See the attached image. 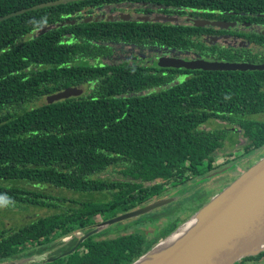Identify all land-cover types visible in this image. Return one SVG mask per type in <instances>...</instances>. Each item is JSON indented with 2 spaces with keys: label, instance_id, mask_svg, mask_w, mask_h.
Here are the masks:
<instances>
[{
  "label": "trees",
  "instance_id": "16d2710c",
  "mask_svg": "<svg viewBox=\"0 0 264 264\" xmlns=\"http://www.w3.org/2000/svg\"><path fill=\"white\" fill-rule=\"evenodd\" d=\"M54 1L0 0V17L33 7L0 21V205L59 209L16 228H0V262L46 251L49 259L23 264H130L185 219L167 220L151 238L148 229L101 238L103 230L64 253L81 237L74 233L83 235L94 224L220 167L229 132L250 137L242 155L262 147L264 122L249 116L264 112V70L191 71L114 60L109 43L142 39L157 47H199L196 34L206 28L188 18L260 23L264 0H68L38 7ZM130 5L176 12L182 19L168 24L112 15ZM48 25L53 26L37 32ZM243 29L242 37L264 41V33ZM210 50L212 59L223 61L253 62L256 56L247 48ZM178 71L189 76L172 83ZM82 84L86 90L79 96L46 101ZM211 121L219 126L208 127ZM48 186L81 198L52 194L45 191ZM152 212L143 214L144 220H161ZM261 257L264 250L235 264Z\"/></svg>",
  "mask_w": 264,
  "mask_h": 264
},
{
  "label": "water",
  "instance_id": "95a60500",
  "mask_svg": "<svg viewBox=\"0 0 264 264\" xmlns=\"http://www.w3.org/2000/svg\"><path fill=\"white\" fill-rule=\"evenodd\" d=\"M66 1L68 0L47 2L38 5V7L62 4ZM32 8L21 9L0 17V21ZM120 16L122 19L129 17L125 14ZM262 16L264 17V14ZM97 19V17L94 18V20ZM85 20L89 21L90 18ZM192 22L202 27L228 26L227 22L218 20L193 19ZM52 26H44L38 29L37 32L44 33ZM158 64L163 67H182L188 70H264V63L210 61L199 58L184 60L166 56H161L158 59ZM83 91L84 86L82 85L68 87L46 96V101L52 103L71 96H79ZM161 205L162 202H153L98 223L93 229L81 236L73 248L64 254L72 252L85 238L103 228L146 214ZM193 216H198L196 224L178 242H175L163 253L155 255L157 257H154L153 261L144 260L157 244L173 234L189 219L179 224L161 241L156 242L153 247L130 264H136L137 262L140 264H235L242 258L255 256L262 252L264 250V156L245 169L220 193L195 211ZM0 264L19 263L11 260L0 262Z\"/></svg>",
  "mask_w": 264,
  "mask_h": 264
},
{
  "label": "rangeland",
  "instance_id": "374dc122",
  "mask_svg": "<svg viewBox=\"0 0 264 264\" xmlns=\"http://www.w3.org/2000/svg\"><path fill=\"white\" fill-rule=\"evenodd\" d=\"M162 19L166 22L170 20L167 16H162ZM150 51L146 53H149ZM158 51L159 49L155 48L152 52H150L151 56L143 54L140 55L139 58L135 56L134 59L138 63L141 62L144 63L147 61L154 62L155 56L152 57V55L153 53L155 55L156 52ZM115 55H119V54H115ZM115 55L113 57L114 60H118V58H116ZM121 57H126V56L122 54ZM130 59H132V57ZM146 65H148V63H146ZM185 76H189V74L188 73L178 74L176 78H174L171 82L172 83L178 82L179 80H182ZM38 102H41V100L40 101L38 100ZM251 117L260 119L262 121L264 120V112L249 116V118ZM207 126L210 128H215L219 126V123L217 121H211L207 124ZM238 131H240V129H238ZM249 140L250 137L246 136L244 133L233 132V131L229 132L224 142V146L219 154L218 159H220L219 160L220 163L219 161H217V164H219L220 167L204 175L195 177L193 180L189 181L183 186H179L175 189H170L166 191L162 197H159L154 201L150 202V203L162 202L161 206H157L155 207V209L152 210L153 212L149 211L150 213L152 212L162 215L161 220H158L153 223L144 220V218H146L148 215L145 217L139 215L137 217L126 219L110 225V227H108V232L101 235L100 237L101 238L115 237L117 235L123 234L125 231L126 233L131 231L139 232L140 230H144L146 232V230L148 229V232L146 233V237L151 238L157 235L156 232L162 228V226L167 220L173 219L178 216H182L185 220L190 219L191 217H193V214L195 213V212H191L192 206L200 203L203 198H206L205 203H207L211 198H213L215 195L220 193L227 185H229L240 173H242L245 169H247L249 166H251L261 157L264 156V151L261 152L262 148L259 150H255L248 155L246 154L242 155L244 144H246ZM224 159L227 160L226 163L222 162ZM115 175L119 176L118 173H116ZM115 175H112V177ZM45 191L51 192L52 194L65 196L67 198L68 197L81 198L77 193H73L69 190L61 189L57 187L48 186L46 187ZM94 197L98 198L101 197V195L95 194ZM175 206L176 208H174ZM172 209L173 212H171L172 214L170 213L171 214L170 217L164 216L163 213H167ZM58 210L59 209H54L51 207H37L32 205H29L27 207H8L5 205H0V228H6V229L16 228L38 217L47 216L52 213H55ZM139 219H143V221L138 222ZM129 226H131V228L127 230H123L124 228H127ZM104 229L107 230V228ZM74 235L82 236L80 232H76L74 233ZM161 237H159V239ZM72 238L73 235L63 238L62 242L56 244L55 249L56 248L58 249L60 246H63ZM161 240L162 239H160V241ZM155 244H153L151 247H153ZM44 252L45 253L41 255L26 256L22 259L15 261L18 262L19 264H23L25 262H31V261L41 262L50 258V256L47 255V252L46 251ZM61 256H63V254H61ZM245 264H264V257H261L259 259L247 260Z\"/></svg>",
  "mask_w": 264,
  "mask_h": 264
},
{
  "label": "flooded vegetation",
  "instance_id": "af4514ba",
  "mask_svg": "<svg viewBox=\"0 0 264 264\" xmlns=\"http://www.w3.org/2000/svg\"><path fill=\"white\" fill-rule=\"evenodd\" d=\"M121 14L129 15V17L125 20H129L130 18L135 17V18H144V19H147L148 21H152V22H159V23L163 22V23H168V24L178 22L179 20L182 19V15L176 14V12L166 13V12H162L161 10H158L156 8H152V10H151L147 6H143V8H138V10H136L133 7V5H130L126 9L125 8H123L122 10L116 9L112 12V15L114 17L120 16ZM162 16H167L170 20H168L166 22L162 19ZM195 19H206V18H195ZM188 20L192 22L193 18H192V20L190 18H188ZM209 20H213V19H209ZM218 21H222V20H218ZM222 22H226V21H222ZM238 23L239 22H237V21L227 22V24H228L227 27H219V26H214V27L204 26V27H202V26H197L192 22V24L197 26V27H201L204 29L206 28L205 31H200L196 34L197 40L194 43H199V45H198L199 47L191 46V47L182 48V47H178V46H171L170 47V46H165V45L161 46V47H157V46L146 44L149 42L144 41L142 39L137 40V41L127 40V41H123V42L118 41V42H114V43H109V42H107V43H109L113 46V49H114L113 55L119 54V55H115L116 58L128 59V60H134V61H136L134 59L135 56L138 58L140 57V55H143V54L151 56L150 52H152L155 48L159 49V51L156 52L155 55L153 53L152 57L155 56L154 62L161 68H175V67L160 66L158 64V59L161 56L179 58V59H184V60H193V59L199 58V59H205V60H210V61H223V59L222 60L221 59H219V60L218 59H212L216 56V55L212 54V52L210 50V46H212V45H214L215 47L218 46L222 49H223V47L226 48V47H230V46L234 47V48H239V49H242V48L251 49L252 52L256 54V56L254 58L255 61L249 62V63H264V50H262V49H264V41L260 42V44H258L257 42L253 43V42L249 41L248 39L242 37V35H241V32H243V31L245 32L243 27L250 28L249 31L251 30V32L253 31V29H255V31H257V32L260 31V32L264 33V22L252 23V24H250L248 22H241L242 26L239 25ZM150 50H152V51H150ZM148 51H150V52L146 53ZM122 54L125 55L126 57H121ZM131 57H132V59H130ZM106 58L107 57H104V56L100 57V59L102 61H105ZM235 62H248V61H235ZM144 63L150 64L151 62L147 61ZM175 69H185V68L181 67V68H175ZM186 70H188V69H186ZM193 70H200V69H193ZM184 73H186V71L175 72L174 75L172 76V80L174 78H176V76L178 74H184ZM82 86H84V91H83V93H84L86 90V87L83 84H82ZM249 119L264 122V120L261 121L260 119H256L253 117H251ZM259 149H261V152H263L264 151V145L262 147L256 149V150H259ZM229 182H231V181H229ZM97 224H94V226ZM94 226H92V227L90 226L89 227L90 229L88 231H86V233L89 232L91 229H93ZM103 230H106V229L103 228L102 230H100L98 232H101ZM107 232H108V227H107ZM107 232H104L103 234H105Z\"/></svg>",
  "mask_w": 264,
  "mask_h": 264
},
{
  "label": "bare ground",
  "instance_id": "6f19581e",
  "mask_svg": "<svg viewBox=\"0 0 264 264\" xmlns=\"http://www.w3.org/2000/svg\"><path fill=\"white\" fill-rule=\"evenodd\" d=\"M197 220H198V216H193L191 219H189L186 223L180 226L173 234H171L169 237H167L159 244H157L153 248L151 253L144 258V260L147 261H150L152 259L154 260V257H157L155 255L163 253L164 251H166V249L170 248L175 242H178L183 237V235L196 224ZM144 260L141 261H143V263H146L144 262ZM136 264H140V263L137 262Z\"/></svg>",
  "mask_w": 264,
  "mask_h": 264
}]
</instances>
